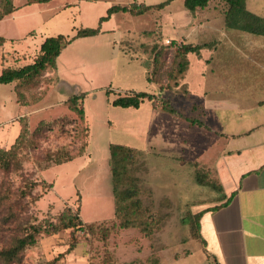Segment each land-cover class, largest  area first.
<instances>
[{
    "label": "rangeland",
    "instance_id": "374dc122",
    "mask_svg": "<svg viewBox=\"0 0 264 264\" xmlns=\"http://www.w3.org/2000/svg\"><path fill=\"white\" fill-rule=\"evenodd\" d=\"M71 1L70 7V0L47 6L12 0L15 12L0 20V36L12 38L0 46L1 70L32 62L46 36L71 37L79 28L99 26L96 35L64 47L56 70L46 69L38 84L19 86L26 107L16 100L17 82L0 84V148L10 147L23 123L28 132L45 124L33 144L17 153L20 168L0 169V251L30 225L70 208L85 229L41 234L10 264H216L196 222L199 209L215 202L218 191L211 166L216 133L207 125L219 117L229 121L234 108L247 115L255 95L244 88L245 71L252 69L245 54L264 53V35L225 27L222 0H209L194 12L184 0H171L137 15L116 12L102 22L111 5L164 0ZM246 7L264 17V0H247ZM182 44L201 46L181 56ZM180 61L186 62L183 71ZM133 91L154 94L155 106L148 99L137 108L111 104ZM80 93L83 120L66 102ZM162 99L175 112L162 110ZM111 143L137 152L128 165L137 186L136 226L121 228L115 217ZM60 147L73 158L60 164L46 158ZM202 152L206 162L199 159ZM72 240L77 243L68 250Z\"/></svg>",
    "mask_w": 264,
    "mask_h": 264
},
{
    "label": "trees",
    "instance_id": "16d2710c",
    "mask_svg": "<svg viewBox=\"0 0 264 264\" xmlns=\"http://www.w3.org/2000/svg\"><path fill=\"white\" fill-rule=\"evenodd\" d=\"M50 0H26V3H45ZM171 0H164L161 3L154 5L137 4L131 2L128 5L115 4L111 5L104 16L99 19V22L107 20L111 14L116 12H129L133 15L141 14L151 8L160 9ZM227 9L224 13V25L228 28H234L237 30H243L253 34L264 35V17L250 11L246 7L245 0H222ZM209 0H184V5L187 10L194 12L196 9L204 8L207 6ZM15 6L12 0H0V20L6 15L12 13ZM99 32V26L93 28H79L76 33L69 37L64 34H57L52 36H46L39 46V53L33 59L32 62L26 63L19 67H4L0 72V84L17 82L15 83L14 91L16 93V100L20 106H25L23 101L24 89H28L29 85H36L39 82V78L42 76L46 69L56 70V58L61 53L62 49L66 47L73 39L78 37L93 36ZM5 38L0 36V46L5 43ZM201 45L182 44L178 47V53L182 56L189 52H197ZM186 66L185 61H180L178 67L180 71H183ZM24 85V89L19 90V86ZM107 93L111 90L107 89ZM84 93L78 95H70L67 99V105L70 110L75 112L80 120L84 119V109L81 102L84 98ZM145 99L152 101L155 106V95L145 91H133L131 94L119 95L111 101L114 106L121 107H139ZM161 109L166 112H175V109L171 106L168 100L162 99ZM192 124L203 125L202 122L195 120L194 118H187ZM68 122V120H66ZM44 122L41 121L32 132H28L26 124H22L19 133L9 148H0V169L8 171L14 166L20 168L21 163L16 158L17 153L22 149L28 148L33 144V140L41 135L43 132L42 127ZM50 130V127H47ZM80 149L77 154H80ZM136 150L132 147L124 146L122 144H109V166L113 182V196L115 204V217L119 219V227L126 228L136 226L137 216L134 214L137 211L139 203H134L132 198L137 195L136 179L129 171L128 165L135 160ZM48 160H52L55 164H60L69 161L73 158L72 154L64 147H60L55 152L46 156ZM198 180L201 182L200 177ZM202 183V182H201ZM32 184V183H30ZM33 185V184H32ZM32 185H29L31 188ZM218 188V184H216ZM22 194H27V190L23 189ZM134 196V197H133ZM128 200V201H127ZM134 214L133 217H131ZM201 212L196 215L197 228L199 230V218ZM140 223V221H139ZM71 228L73 230L85 229V224L76 212L70 210V208L64 209L54 219H47L42 223L30 225L29 231L23 235L16 237L12 244L0 251V260L3 264H10L11 262L19 261L21 253L28 245H32L36 242V239L41 234L51 235L55 234L62 229ZM203 240V239H202ZM204 241V240H203ZM76 241L72 240L69 244L71 250L76 245ZM216 263V262H215ZM218 264V263H216Z\"/></svg>",
    "mask_w": 264,
    "mask_h": 264
},
{
    "label": "crops",
    "instance_id": "0c3cea01",
    "mask_svg": "<svg viewBox=\"0 0 264 264\" xmlns=\"http://www.w3.org/2000/svg\"><path fill=\"white\" fill-rule=\"evenodd\" d=\"M50 1L41 4L47 6ZM66 5L71 7L72 1ZM4 38L11 42L12 38ZM240 40L253 43L248 38ZM15 45L12 50L18 51ZM245 60L252 68L245 71V92L255 95L247 115L241 117L242 109L234 108L229 121L219 117L217 123L207 125L216 133L211 166L218 191L215 202L199 209V229L218 264H264V53H247ZM205 152L199 159L206 162Z\"/></svg>",
    "mask_w": 264,
    "mask_h": 264
}]
</instances>
